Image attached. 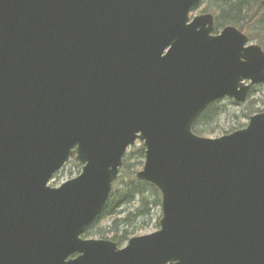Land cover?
Segmentation results:
<instances>
[{
	"label": "water",
	"instance_id": "95a60500",
	"mask_svg": "<svg viewBox=\"0 0 264 264\" xmlns=\"http://www.w3.org/2000/svg\"><path fill=\"white\" fill-rule=\"evenodd\" d=\"M202 0H0V264H264V113L206 138L222 99L264 85V53ZM158 230L83 239L128 148ZM73 159L80 173L51 178Z\"/></svg>",
	"mask_w": 264,
	"mask_h": 264
},
{
	"label": "trees",
	"instance_id": "16d2710c",
	"mask_svg": "<svg viewBox=\"0 0 264 264\" xmlns=\"http://www.w3.org/2000/svg\"><path fill=\"white\" fill-rule=\"evenodd\" d=\"M198 9L215 17V32L223 27L232 26L244 34L248 33L249 36L251 33L250 40L261 39L262 36L264 39V0H215L212 4L202 0ZM220 103L221 101H217L204 111L193 126L195 134L212 136L218 132V127L208 129L206 119L211 120L213 115L217 114L216 108ZM230 103L235 104L232 101ZM140 156L144 159L142 147ZM139 164L143 165L142 162ZM137 172L135 165L130 163L125 153L109 199L98 219L84 234V239H88L86 237L91 236V232L96 228L97 235H108L105 240H110L121 247L138 233L135 232L137 222L148 218L151 211L159 206L160 195L150 184L137 180ZM107 220L108 230L101 229L99 224Z\"/></svg>",
	"mask_w": 264,
	"mask_h": 264
},
{
	"label": "rangeland",
	"instance_id": "374dc122",
	"mask_svg": "<svg viewBox=\"0 0 264 264\" xmlns=\"http://www.w3.org/2000/svg\"><path fill=\"white\" fill-rule=\"evenodd\" d=\"M207 1L209 4L215 2V0ZM200 14L203 13L200 9H198L193 15L195 16ZM249 34L251 36V33ZM245 35L250 40V36L248 35V33H245ZM262 37L261 39H256L253 37L254 39L250 40V43L260 46L264 52V39ZM230 102L231 100L227 99L221 100V103L216 108V112L218 115L214 114L211 120L206 119L208 122V129L218 127V132L212 136L202 135V137L217 138L231 133L235 130L244 128L249 117L247 113H251L252 115L257 113H264V85L254 86L253 88H251L248 99L245 103L236 105V103L231 104ZM141 147V143L136 142L135 145L129 148L126 152L128 159H130V163L135 165L137 171L142 168V164L139 163H143L144 161V159L140 156ZM77 167L78 166L74 161L67 162L66 165L51 178V180L49 181V186L58 187L66 181L76 177L80 171V168L78 169ZM160 215V208L158 206L151 211V215L148 218L140 219L136 225L135 232L138 231V233L135 236H143L157 231ZM107 226H109V220L103 221L99 224V227H102L101 229L103 230H108L106 228ZM97 233L98 231L95 228L91 232V236L86 238L93 240H105L108 237V235L104 234L103 236H100L97 235ZM124 245L125 244H123L121 247H123Z\"/></svg>",
	"mask_w": 264,
	"mask_h": 264
}]
</instances>
